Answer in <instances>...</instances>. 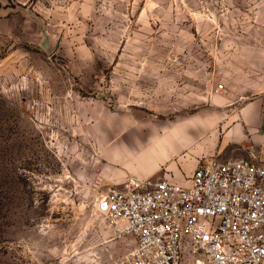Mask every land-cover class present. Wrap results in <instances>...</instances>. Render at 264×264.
<instances>
[{"label":"rangeland","instance_id":"rangeland-1","mask_svg":"<svg viewBox=\"0 0 264 264\" xmlns=\"http://www.w3.org/2000/svg\"><path fill=\"white\" fill-rule=\"evenodd\" d=\"M200 118L196 142L150 150ZM256 136L264 0H0V264H116L129 245L100 195L130 175L185 183L199 162L264 158Z\"/></svg>","mask_w":264,"mask_h":264},{"label":"built area","instance_id":"built-area-1","mask_svg":"<svg viewBox=\"0 0 264 264\" xmlns=\"http://www.w3.org/2000/svg\"><path fill=\"white\" fill-rule=\"evenodd\" d=\"M130 175L97 198L116 264H264V163L255 155L199 162L180 183ZM131 245V246H130Z\"/></svg>","mask_w":264,"mask_h":264},{"label":"crops","instance_id":"crops-1","mask_svg":"<svg viewBox=\"0 0 264 264\" xmlns=\"http://www.w3.org/2000/svg\"><path fill=\"white\" fill-rule=\"evenodd\" d=\"M184 121H186V122H184ZM210 122H211L210 119L207 120L204 118H200L199 120L197 119V121H190L188 119L181 120V121L175 123L174 126H172V127L170 126V127L166 128L164 136H158L157 135L154 139V142H153L154 146L150 150L152 152L156 153L157 155H162V154H165L168 152L165 145L171 146L173 140H176V141L177 140H179V141L185 140V141H187V143L182 142L181 146H186L190 143H193L194 141L196 142L198 137L202 134V132H204V130L202 128H204L205 126H208L206 124H209ZM143 129H141L139 132V136H140L139 138L141 139V143L145 142L144 135L142 134ZM188 129H191V131H194V129H195L196 131H194L195 133L193 132L191 134ZM157 131H159V130H157ZM250 134L252 135L254 133H250ZM249 140L254 145L262 144L264 142V138L259 137V136L251 137ZM146 145H143L142 147L144 148ZM251 154H254L256 156L257 160H260L264 163V158L259 157L254 152H251ZM150 158H151V156H150ZM152 159H153V162H155L153 157H152ZM129 160H131V159H129ZM163 162H165L164 159H162L160 162L157 161L156 164H157V166L160 167L161 164H163ZM145 163L149 164L150 162L146 161ZM152 171L153 170H151L149 173H151ZM138 176H140V175H138ZM107 177H108V174H104V172L103 173H95L93 175V178H96V179L99 178L101 180H104ZM140 177H143V176H140Z\"/></svg>","mask_w":264,"mask_h":264}]
</instances>
